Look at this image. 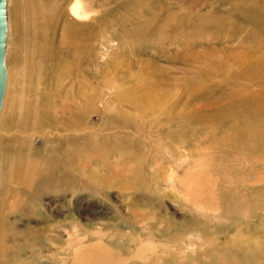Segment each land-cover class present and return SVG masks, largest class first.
<instances>
[{
  "label": "rangeland",
  "instance_id": "rangeland-1",
  "mask_svg": "<svg viewBox=\"0 0 264 264\" xmlns=\"http://www.w3.org/2000/svg\"><path fill=\"white\" fill-rule=\"evenodd\" d=\"M37 1L43 6L45 24L54 27L48 58L44 56V50L47 52V49H41L38 53L37 47L33 46L35 26L40 20L32 7ZM243 1L171 0L172 6L168 11L171 17L168 19L175 26L174 29L170 28L169 33L173 38V34L181 30L180 43L169 41L159 46V50L153 42V49L138 50L137 57L133 59L150 61V65L159 67V77L163 75L166 78L165 90L171 97L157 111L158 119L157 115L145 119L139 117L127 103L119 105L117 102L114 104L118 108L109 112L118 114V118L112 117L110 123L106 119L101 120L100 116H87V113L84 128L88 132L85 151L89 191L78 192L77 198L70 202L67 192L66 195L58 191L43 193L37 206L22 215L14 207H19L26 199V187L22 181L24 165L30 160L45 166L53 164L58 157L61 158L67 147L64 141L61 142L58 130L49 123L35 128L29 121L32 110L28 107V101L37 96L32 94L39 76L36 65L40 63L43 69L41 89L45 103L59 105L57 97L60 90L63 92L62 87L66 88L67 79H64V85L59 83L61 64L58 61L67 58L73 45L60 42L62 26L70 20L66 15L64 0H9L10 29L6 64L12 75L13 90L0 126V163L2 167L10 163L15 170L11 178L12 188L8 186L9 176L1 174L0 220H5L7 216L10 223L22 229L21 232L31 231V238L34 237L37 242V257L39 255L40 259H44L35 261L31 257L32 260L27 259L26 264H55L50 259L54 256L51 254L55 253V245L48 239L49 229L59 222L66 223L65 217L78 221L88 229L90 239L87 246L93 249L90 254L97 251L96 255L87 256L88 264L100 258L102 264H143L145 261L147 264L156 253L163 259V264H172L175 253L181 252L180 247L183 254L197 253L198 259L194 264H216L217 261L209 255L212 247L219 248L216 241L223 244L225 240L232 243L234 239L237 243L239 239L248 238V233L230 227V218L224 215L228 208L235 213H242L244 206L225 203L226 206L221 201L225 198L244 199L242 195L245 192L238 191L235 185L240 183L238 187L242 188L241 183L252 167L249 164H237L236 161L226 166L225 157L216 146L237 144L240 138L231 139V133L237 131L235 134L238 136L248 135L249 130L260 128L261 123L258 114L262 108L260 105H264L261 104L264 102V83L255 76H247L248 80L243 74L240 75L243 71L240 68L245 65L254 67L256 60L264 58V0ZM177 5L181 7L178 9ZM56 7L65 15L60 17L55 11ZM93 7H100L99 0L93 1ZM121 12L112 10L101 15L104 36L118 38L123 30L127 31V27L123 29L115 24L113 27L111 22H107L108 19L113 22L114 17ZM85 37L82 34L75 36L74 43L79 56L85 60V70L91 72L93 67L90 57L95 55L92 49L96 42ZM114 53L113 50L106 51L105 65L99 76L109 73L110 61L117 57ZM37 55L42 57L39 63ZM56 55L61 59L56 60ZM223 70L224 73L230 70V74L224 77ZM103 79L110 80L109 76ZM88 80L95 87L93 85L97 83L93 74L86 78ZM86 84L87 94H92L90 84ZM132 84L133 81H129L123 86L130 87ZM254 97L259 99L258 104L244 103L245 106L240 101L236 104L239 98L247 101ZM48 105L43 116L51 122L57 117V112L49 110ZM226 108L230 109L228 113L213 118L220 109ZM169 113L182 122L181 130L174 134L182 137L183 143L181 139L175 140L173 134L171 138L168 137L169 130L173 132L176 127L165 129L161 119L168 117ZM135 120L139 124L131 126ZM121 140H127L128 144H112ZM137 142L145 146L137 149ZM180 143L184 145L176 150ZM166 144L175 150H168ZM259 162H254L255 169L264 168V163ZM261 186H264V182ZM143 197L151 199L150 203L145 205L141 202ZM192 222L196 224V230L186 233L187 228L184 227L192 225ZM224 224L229 228H223ZM160 231L167 232V235L161 237ZM171 232L183 237L181 246L169 239L168 234ZM25 236L23 233L14 236L0 226V241L7 244L12 245L14 240H23ZM144 244L150 248L140 249ZM153 248L156 253L152 251ZM98 254L103 257L97 258ZM233 258L239 257L232 253L227 260ZM254 264L263 262L257 258Z\"/></svg>",
  "mask_w": 264,
  "mask_h": 264
},
{
  "label": "bare ground",
  "instance_id": "bare-ground-1",
  "mask_svg": "<svg viewBox=\"0 0 264 264\" xmlns=\"http://www.w3.org/2000/svg\"><path fill=\"white\" fill-rule=\"evenodd\" d=\"M64 1L66 2V15L70 20L65 22V24L62 26L59 35L61 38L60 42L63 45L72 44L73 46L72 49L67 53L68 55L67 58L65 57L66 59L57 57L58 54L55 58L56 60L61 59L60 62L58 61V63L61 64L58 74L60 78H58L60 79L59 83L62 85L65 83L63 82L64 79H67V85L65 84L66 88L62 87L63 92H61V90L59 91L57 97L59 105L57 103V106H51L50 104L48 105L45 103L46 101H44V94L41 89V85L43 84V69L40 67L39 63V59L42 57L37 55V62L39 64L36 65V73L39 76H37V85L34 84L35 86L32 90V94L34 93L37 96L35 95L36 97H33V100L28 101V107L32 110V113L30 114L31 119L29 118L31 125L35 128H40L49 123L53 129L58 130V134H60L62 137L61 142L64 141L63 143L66 144L67 147L61 154V158L59 159L58 157V160L53 164L45 166L42 164H37L36 161L30 160L24 165V177L22 181L23 185L26 187V199L21 202L19 207H14L18 208L17 211L22 215L28 214L27 212H31L32 209L37 206V202H39L43 193L58 191L66 195L67 192L69 193L70 202L74 198H77L78 192L89 191L90 184H88V181H86V177L88 176V166H86L88 160L87 153L85 151L87 148L85 144H87L86 141L88 132L85 131L86 127L84 128L86 124V118H88L87 116L89 114L96 115L97 117L100 116L101 120L106 119V121L110 123L112 117L118 118V114H112L109 112L111 109L118 108V106L114 104L117 102L119 105L127 103L139 117L142 116L145 119L148 116L157 115L156 118L158 119L157 111L166 105V101H168L169 97H171L165 90L164 85L166 84V78H164L163 75H160L159 77V67L156 65H150V61L147 60H133L137 57L138 50L142 51L144 49L146 51L148 48L153 49V45L155 46L153 42L156 43L157 48L159 46H164L169 41H172L171 43H180L181 30L178 33H174L173 38H171L169 33L170 28L172 27L174 29L175 26V23L173 22L170 24L172 20L168 19L170 16L168 11L172 6L170 3L171 0H99L100 7L98 8L93 7L94 0ZM243 2H246V0ZM8 5L9 0H6L7 38L5 47V63L6 51L8 50L7 47L9 46L8 38L10 29ZM177 6L178 9L181 7L180 5ZM32 7L37 18H40V20L42 18V21L37 19L39 21H37V25L35 26L36 39L33 43V46L37 47L38 53L41 49H47V52L44 50V56L47 57L49 55L48 52L50 51L48 49L49 47L51 48L52 44L51 31H54V27L52 28V26L45 24L46 16L42 10L43 6L40 2L37 1V3L32 5ZM112 10H120L122 12L117 14L118 16L114 17L115 20L113 22L111 19H108L107 22H111L110 25L112 26L113 24H115V26L120 25L123 29L127 27V31L123 30L122 34L119 31L121 36L118 38H113L111 35L109 37L104 36L101 28V15H105L107 11ZM55 11L58 15H60V17L65 15L57 7ZM80 34L85 35L86 39L96 42L92 49V51L95 50V55L93 58L92 55L90 57V59H92L91 66L93 67V71L91 72L85 70V60L83 57L79 56L78 49L74 43L75 36ZM152 43L153 45H151ZM107 50H113V52H115L114 54H117V57L111 61L109 60L110 65L108 64V70H110V75H108L109 73H106L105 75L99 76L98 73H102L100 71L105 65L104 59H106L105 56ZM161 51H164L163 48ZM156 54L162 55V53ZM255 54L256 53H254V55ZM51 56L54 57L52 52ZM152 57H154V55H152ZM256 61L254 67H251V65H245L244 67L240 68V71L243 70L240 75L243 74L247 79V76H255V78L263 81L262 83H264V58L260 61ZM6 67V84L0 107V126L5 117L8 105L11 102L10 99L13 90V80L10 68L7 66V64ZM91 74H93L96 79L95 82L97 84L93 85L95 87H92L90 82L91 80L86 81V78L90 77ZM228 74H230V70H227L225 73L223 70L224 77H227ZM108 76L110 80L106 81L103 79ZM85 81L90 84L92 94H87V84ZM129 81H133V84L130 85V87H124L123 85ZM136 96L138 98H136ZM126 97H128V99H126ZM258 100L259 99L255 97L253 99L249 98L247 101H243V98H239L236 104H239L240 101V104L242 105L244 103L255 105L258 104ZM263 103L264 102L261 104ZM47 105L49 110H54L57 112V117H54L55 119L51 120V122L50 120L47 121L43 116V111ZM260 106H262V110L260 109V113L258 114V119L261 122L259 124L260 128L258 127L256 129L249 130L248 135L243 134L238 136V134H235L238 133L237 131L231 133V135L233 134V136H230L231 139L240 138V142L237 144H216V146L219 147L222 155L225 157L226 166L231 165L232 162L235 164L236 161L237 164L244 163L249 164V166L252 167L248 169L250 171H248L247 175L245 176V180H243L241 183L242 188L238 187L240 186V183L238 186L235 185V188L238 189V191L245 192L242 195L244 199L236 200V198H225L221 201L223 205H226L225 203H227L235 206H244V211L242 213L240 211L235 213L228 208L227 210L225 209L224 215L230 218V223L232 224L230 227L236 228L238 232L248 233V238L245 240L239 239L237 241L240 242L237 243H235L234 239L231 240L232 243H229L227 240H225L223 244L222 242L216 241V243L219 244V248L214 246L209 251V255H211L213 260L217 261L216 264H254V261L257 258H259V260L264 264V186H261V183L264 182V168L255 169L253 167L254 162L258 163L259 161H262L264 163V105ZM87 107L89 108L87 109ZM229 111L230 109L227 108L226 110L220 109L217 116L213 118H219ZM106 112L110 114H105ZM242 112H244V110ZM45 114L47 115V113ZM171 115L172 114L169 113L168 117L164 116L165 118L161 119V122H163L162 124L166 126L165 129L167 130L170 127H176V129H174L175 131L173 130V132L169 130L168 137L171 138L173 134L175 140L181 139V143H183L182 137L174 134V132L178 133L181 130L183 126L182 122L179 120L180 118L177 119ZM135 123L139 124V122L135 120L130 125L132 126L133 124L135 126ZM158 124L161 123L159 122ZM244 137H247L248 140L246 141ZM181 143L177 145L176 150L181 148ZM112 144H128V141H114ZM137 144V149L145 146V144H141V142H137ZM166 146L168 150H175L171 148V145L166 144ZM49 162L50 161H48V163ZM4 163H6V161H4ZM259 166L261 165L259 164ZM14 170V165L12 166V164L6 163L5 167H2L0 163V178L2 173H4L6 176H9V188H12L13 186L11 178ZM173 182L174 181H172V183ZM150 201L151 199L148 197L141 198V202H143L145 205L147 203L149 204ZM19 203L20 202L17 204ZM65 220H67L66 223L59 222L54 227H51L52 229H49L50 234L48 235V239L52 244L55 245L53 247V251H55V253L51 254L54 256L52 257L50 255L52 257H50V259H52L55 264H88L87 256H93L97 254V251L94 254H90V251H93V249L90 250V248L87 246V242L90 239L88 237V229L76 220H72L70 218L67 219V217H65ZM0 226L3 227L6 232L11 233L14 236L21 235L22 233L24 236L26 235L23 240H14L12 245L10 243L7 244L4 241H0V264H26L25 261L27 259L29 260L31 257H34L36 259L35 261H40L42 259H40L39 255L37 257V242L34 241V237L31 238L30 230L21 232L22 229L20 230L17 225L10 223L7 216L5 217V220H0ZM226 227L228 226L224 224L223 228ZM184 228H187L186 233H189L190 231L196 230V224L192 222V225ZM166 233L167 232H161L160 236H166ZM168 237L174 242H177L176 245L181 246L183 244V242H180V240L182 241L183 237H179L172 232L168 234ZM24 241L27 242L24 243ZM142 242L143 241L140 240L139 243L142 244ZM144 245L140 249L150 248V246H147L148 244L145 246ZM49 249V251L52 252L51 248ZM179 249H181V252L179 251L175 253L172 258V264H194V261L198 259L196 256L197 253L195 251L189 254H183V249L181 247ZM152 251L156 253L154 248ZM152 251L150 252V255ZM232 253L239 258L227 260L231 258ZM98 255L96 256L97 258L100 256L103 257L102 255ZM239 259L241 260L238 261ZM93 262H90L89 264L103 263L101 258L96 259L95 263ZM143 264H146V261ZM147 264H163V259L156 253L153 258H150Z\"/></svg>",
  "mask_w": 264,
  "mask_h": 264
},
{
  "label": "water",
  "instance_id": "water-1",
  "mask_svg": "<svg viewBox=\"0 0 264 264\" xmlns=\"http://www.w3.org/2000/svg\"><path fill=\"white\" fill-rule=\"evenodd\" d=\"M7 38L6 0H0V107L6 84L7 67L5 63V47Z\"/></svg>",
  "mask_w": 264,
  "mask_h": 264
}]
</instances>
